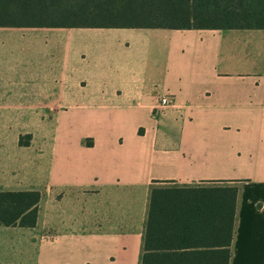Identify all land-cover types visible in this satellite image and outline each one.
Listing matches in <instances>:
<instances>
[{
    "label": "crops",
    "instance_id": "0c3cea01",
    "mask_svg": "<svg viewBox=\"0 0 264 264\" xmlns=\"http://www.w3.org/2000/svg\"><path fill=\"white\" fill-rule=\"evenodd\" d=\"M250 31L0 27V191L41 193L35 227L0 225V264H141L153 186L219 183L239 187L230 264H264Z\"/></svg>",
    "mask_w": 264,
    "mask_h": 264
},
{
    "label": "trees",
    "instance_id": "16d2710c",
    "mask_svg": "<svg viewBox=\"0 0 264 264\" xmlns=\"http://www.w3.org/2000/svg\"><path fill=\"white\" fill-rule=\"evenodd\" d=\"M0 27L264 30V0H0ZM238 194L229 183L153 186L141 264H230ZM40 200L0 191V225L35 227Z\"/></svg>",
    "mask_w": 264,
    "mask_h": 264
},
{
    "label": "rangeland",
    "instance_id": "374dc122",
    "mask_svg": "<svg viewBox=\"0 0 264 264\" xmlns=\"http://www.w3.org/2000/svg\"><path fill=\"white\" fill-rule=\"evenodd\" d=\"M250 33L254 36L257 44L263 43L264 31H250ZM13 130H19V128L25 127L31 124L29 117H18V118H8ZM34 124L32 123V126ZM6 131L10 132V127L6 128Z\"/></svg>",
    "mask_w": 264,
    "mask_h": 264
},
{
    "label": "built area",
    "instance_id": "2783aa9c",
    "mask_svg": "<svg viewBox=\"0 0 264 264\" xmlns=\"http://www.w3.org/2000/svg\"><path fill=\"white\" fill-rule=\"evenodd\" d=\"M172 104L169 96L165 95L159 100V105L156 107V113L163 112L167 107Z\"/></svg>",
    "mask_w": 264,
    "mask_h": 264
}]
</instances>
